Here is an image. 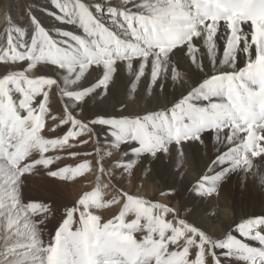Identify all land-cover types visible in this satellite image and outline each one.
Returning a JSON list of instances; mask_svg holds the SVG:
<instances>
[{
    "label": "snow or ice",
    "instance_id": "6c2138e0",
    "mask_svg": "<svg viewBox=\"0 0 264 264\" xmlns=\"http://www.w3.org/2000/svg\"><path fill=\"white\" fill-rule=\"evenodd\" d=\"M49 4L52 10L42 14L82 34L48 29L30 15L27 25L0 36V66L27 64L26 70L0 77V264H225L230 260L264 264V217L248 218L224 238L213 239L183 219L176 224L167 220L170 213L175 215L171 207L126 192L106 201V186L101 183L102 175L113 176L104 167L112 150L128 146L123 158L133 159H122L112 167L130 177L141 158L154 161L169 154L172 146L182 157L184 144H203L209 134L217 151L220 146L225 150L207 169L210 175L196 185L199 196L212 197L221 182L239 170L252 173L254 167H264L256 164L264 161V0H49ZM177 50L197 72L205 71L206 59L210 74L166 110L135 118L97 114L87 121L73 115L72 110L90 99L104 101L120 65L130 76L135 72L131 92L145 78L149 95L153 89L162 92L169 72L172 82L181 79L179 67L172 63ZM241 56L245 64L238 68ZM41 67L53 71L48 77L29 75ZM93 70L101 76L89 85ZM53 91L61 101H71L64 105L57 126L69 130L60 138L42 135ZM96 128L104 131L96 133ZM86 136L97 137L95 151L73 152L90 143L83 139ZM99 139L108 151L101 150ZM66 151L73 159L97 157V186L63 211L60 226L46 244L41 226L54 210L50 204L25 202L24 181L37 169L50 170L64 159L49 153ZM91 171V163L82 162L47 175L68 182ZM259 182L264 184V175ZM122 200V210L107 222L96 214Z\"/></svg>",
    "mask_w": 264,
    "mask_h": 264
},
{
    "label": "bare ground",
    "instance_id": "6f19581e",
    "mask_svg": "<svg viewBox=\"0 0 264 264\" xmlns=\"http://www.w3.org/2000/svg\"><path fill=\"white\" fill-rule=\"evenodd\" d=\"M91 2H96V0H91ZM51 10L49 0H0V36L6 35L15 26L27 25L30 15L38 17L48 29L58 27L75 34H82L72 26L57 25L49 16L42 14L44 11ZM2 43L3 41H0V44ZM172 63L179 67L181 79L172 82L171 72H169L163 91L158 92L153 89L151 95L146 92L148 83L146 78L140 82L134 93L131 92L130 88L135 72L130 76L125 72L124 66L120 65L114 82L109 88V95L104 101L90 99L82 107L78 106L76 110H72L73 115L82 121H87L97 114L135 118L138 115L148 114L156 110H166L210 74L206 59L204 60L205 71L203 73L194 71L181 50H177ZM244 64V57H239L237 67L242 68ZM26 67V63L0 66V77L12 71L26 70ZM52 71L53 69L50 67H41L29 75L33 78L48 77ZM100 76V71L93 70L90 73L88 84L95 82ZM37 103H39V98ZM70 103L71 101L68 100L61 101L56 92L53 91L50 97V115L42 135L46 138H60L69 130L68 126H57L64 117V105ZM121 107L124 108L122 113L117 111ZM53 115L57 117V120L51 119ZM53 127L57 128L54 133L51 131ZM94 131L102 133L104 130L96 128ZM83 139L89 140L90 143L72 151L76 153L94 152L97 146V137L86 136ZM99 144L102 151L109 150L103 147L105 144L103 139H99ZM223 150H225L223 146H220L218 152L213 136L205 135L203 144L199 142L184 144L182 157L179 156L177 147L172 146L169 154H160L154 161L149 157L141 158L130 177L122 174V170L112 167L115 162L122 159L126 161L133 159L131 155L123 158V153L129 151L128 146H123L119 150H112L111 158H104V167L106 172L112 171L113 176L111 179L107 174L101 176V183L106 186L104 187L105 199L110 201L117 197L120 192L134 194L150 202L171 207L175 215L170 213L166 219L174 224L179 219H183L199 230H203L211 238L222 239L240 222H244L248 218L264 217V184L259 182V177L264 175V167H254L252 173L239 170L230 175L221 182L217 193L212 197L198 195L199 190L196 185L204 175H210L207 169ZM49 155H62L64 159L53 165L50 170L37 169L35 174L25 177L23 187L25 202L50 204L54 210V215L49 217L47 222L41 226L46 244L54 237L55 231L60 226L63 211L74 207L84 193L96 188L98 173L97 157L95 156L73 159L67 151L49 153ZM82 162H90L92 171L83 177H78L75 181H58L47 175V171L57 170L64 166H77ZM262 163L264 161H256L257 165ZM146 166H150L147 171ZM122 204L123 200L120 205L97 211L96 214L101 215L103 222H107L119 214L122 210ZM39 219L37 217V222ZM131 219L132 217H129V220ZM233 235L243 240L237 233L233 232ZM140 238L138 234L137 239ZM225 264H242V262L230 260L226 261Z\"/></svg>",
    "mask_w": 264,
    "mask_h": 264
}]
</instances>
